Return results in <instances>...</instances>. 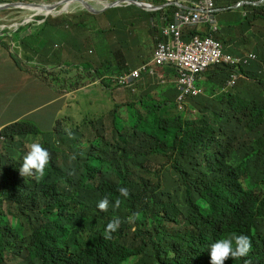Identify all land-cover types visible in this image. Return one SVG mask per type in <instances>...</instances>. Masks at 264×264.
<instances>
[{"label": "clouds", "instance_id": "9594fccd", "mask_svg": "<svg viewBox=\"0 0 264 264\" xmlns=\"http://www.w3.org/2000/svg\"><path fill=\"white\" fill-rule=\"evenodd\" d=\"M96 1H100V3ZM200 1L201 0H21L20 2H16V0H0V6H8L7 8L0 9V11L20 10L23 14L20 22H16L10 27L4 24L0 25V33L5 35L10 42L15 43L17 49L15 53L20 54L18 57L15 56L20 64V68L14 69L24 70L23 59L31 57L30 62L26 64V70H28L29 74L27 84L20 91H17L15 95L16 99L23 94L25 100H31L36 109L42 106H52L57 102V98L52 97L51 92H43L41 88L37 86L41 82L46 84L47 81L45 78L39 77V69H34L30 66L33 62L32 55L26 53L22 49V43L13 38V35L16 34L23 40L27 47L37 50L36 60H40L41 53L44 51L46 45L45 36L55 31L54 29L46 31L45 28L43 29L37 26L47 22V20L44 19L46 16L53 15L56 16L54 20L50 22L53 28L61 33H64L66 29L71 30V36L68 35L63 37L66 51L71 53H75L77 47L89 37L93 39L96 38L95 34L89 35L87 31H95V33L102 32L106 42V50L101 53L99 59L87 62V65L90 67L87 76L93 79L98 70L110 75L108 81H111L112 85H108V81L104 82V86L108 89L110 95L109 99L107 98V103L112 106L109 110L115 111L116 115L124 123L134 116L136 112L138 113L134 124L129 127L124 126L121 130L132 131L137 129L138 134L154 136L161 140H168L166 136L163 139L161 138V134L168 131L172 134V138L187 140L192 138L193 128L200 125L199 130L208 134V144L206 143V145L200 146L199 151L197 147V153L200 157H214L217 154L216 157H218V159L216 160V164L214 163V168L217 171L241 166L243 164V152H245L247 157H255L251 159L248 166H246L245 169L247 171L264 168V150H259L261 141L254 140L247 143V131L243 139L238 138L240 114L235 106L230 105L228 100L230 99L232 102L236 103L242 101L245 97H249L258 81L264 75V61H262L258 56L259 54L256 53L249 55L246 59H240L238 56L224 49L225 39L223 40L219 37L225 34L222 31V16L227 19L226 14L231 12L230 8L245 4L255 5L264 0H211L212 4L209 8L202 7ZM66 2H72L68 9L64 8ZM40 5H44V7L48 9H54L55 11L37 12L35 9L27 8V6ZM127 5H134L141 9L157 10L147 11L153 14V16L150 17L153 30L149 39V43H153L152 53L150 59L141 63L137 68H130V66H128V70H123L120 74L110 73L105 67V63L109 59L106 55L107 52H115L117 54V59L122 61L128 51V45L132 42L136 45L137 53L143 51V48L133 41L132 35L134 32L113 35L110 40L106 36L105 27L109 24V19L116 18L107 16L109 10L114 7ZM84 15L85 17L90 16L91 20L85 21L83 19ZM207 15L210 16L211 20L208 19ZM101 16L107 19V22L103 23L102 28H100ZM72 17L78 18L74 23L82 29L81 31H75L73 22L68 21V19ZM94 17H97V19L95 20ZM129 18L131 29L133 31L137 30V25L134 26L137 18ZM233 24L239 23L237 20H235V22L230 21V25ZM172 27L174 30H178L180 40L184 44L191 42L195 37L201 40L211 39L220 44L221 53L217 56L213 54L208 55L203 64L197 68L179 67L175 63L166 61L158 63L155 57L156 48L158 44H167V42L170 41L174 35V32L171 31ZM227 27H229V25ZM22 28L26 30V33L21 31ZM32 28L36 31H32ZM193 29L198 32L190 34V30ZM239 31L243 32L241 28ZM244 31H246V28ZM41 41H43L44 46L41 45ZM8 58H10L9 54ZM162 66L171 67L176 74L175 81L177 82L178 94L175 99L167 97L162 100L155 95L152 88L147 89L148 85L143 91L135 93L138 86L136 85L137 81L146 74L156 75V70ZM205 72H207V77L204 81L206 89L197 85L200 76ZM51 79L54 80V76H52ZM91 83H95V80L89 82L88 86L91 85ZM153 85V87L157 86L155 83H153ZM10 87L11 85L8 86L7 92L9 93V97L7 102L13 103L15 99L12 97V91L9 90ZM75 87H78L77 83ZM114 88H122L130 91L132 94L112 97L111 90ZM149 92L152 93L151 96L154 100L159 101V105L163 107V111L169 114L167 118L161 117V112L158 110L159 108H154L153 105L146 106L145 98ZM96 93V96L95 94L91 96V92L87 91L89 119H87V117L81 119L82 124H85L84 127H86L93 119V116L97 114L94 105L97 103L100 104V102L103 101L104 95L100 94L98 91H96ZM167 93L168 96H170L171 91ZM60 105L63 109L70 110V116L64 118L63 125L60 124L61 127L65 129L58 127L57 131L58 133L66 132L69 136L72 135L73 143L70 144L67 139L60 135L57 136L54 141L45 140L46 142L43 143L37 141L30 143L28 145L29 149L27 147L26 155H24L23 162L19 167L20 176H34L37 180L45 176L46 169L51 160L49 147L46 148L44 146L45 143L51 144L56 154L60 149L58 146L59 140L62 142L64 140L63 143L73 147L76 152L78 149L86 151L95 136H103L106 138L103 132L94 134V125H91L87 130L82 131V135L86 134V136H88L89 133H93V138L80 142V136L75 134L74 131L66 130L67 128L65 127L68 123L70 130H73L71 127L73 124V115L76 112L81 117L79 110L64 99L60 100ZM134 105H143V107L133 109L132 107ZM172 110L177 113V118L171 115ZM206 110L209 112L210 116H207ZM187 114L193 115L195 118L186 117ZM27 115H29V112L24 113L22 117H19L15 121L4 124L0 131L8 125L21 123ZM123 115H125V118H122ZM140 117L147 121V126L138 124L137 118ZM198 117L201 121H199ZM70 121H72V123ZM186 121H189L190 124L185 125ZM111 124L114 134L115 121L111 122ZM33 127L40 133V130L36 126ZM149 130L156 131V133L147 134L146 132ZM15 131H18L21 135L26 132H31L32 129L23 123V125ZM38 132L34 133L38 134ZM2 140L3 137L0 136V141ZM81 145H84L83 149L80 147ZM158 157L161 156L155 152H146L139 155L138 152L135 151L131 156V158H138L135 169L126 176H113L109 178L110 187L118 197L113 204L114 208H119L120 205H122L124 209L136 212L147 205L156 204L168 196L172 200L173 190L168 192L167 185L163 179L165 175L162 176L161 164ZM38 188L37 185L34 190L36 195H29L28 198H25L24 195L18 203L21 204L18 208L19 214L21 215V219L27 221L30 233L31 231L45 232L54 228L56 226V213L62 211V206L56 199L40 196ZM238 193L240 196L239 198L244 204L255 209H264V179L256 183L245 182L238 184ZM34 200L35 206H33ZM180 200V211L175 217L183 223L185 230H187L190 227L192 218L188 215L187 211L182 209V203L186 200L183 186L180 190ZM97 208L101 212H107L109 208V198L105 196L100 200L97 204ZM26 210H33V216L27 214ZM85 216L89 221L95 219V213H88ZM212 217L214 219V214L208 213L206 215L207 226L199 229L197 239L189 238L194 249L192 251V256L185 260V264H264L260 253V245L263 239L257 238L254 224L246 212L240 211L237 214H226L224 218L218 221H216V219L213 220ZM215 217H217V215H215ZM137 218L138 214L134 213L132 216L128 217V222L132 223ZM37 219L41 221L38 226H36ZM210 219L212 223L208 222ZM17 223L22 226L20 222ZM121 223L122 221L119 217H114L110 220L104 230V238L111 239V234L119 229ZM180 235L185 234L181 233ZM130 263L133 264L134 260L125 264Z\"/></svg>", "mask_w": 264, "mask_h": 264}, {"label": "trees", "instance_id": "16d2710c", "mask_svg": "<svg viewBox=\"0 0 264 264\" xmlns=\"http://www.w3.org/2000/svg\"><path fill=\"white\" fill-rule=\"evenodd\" d=\"M247 19L248 17H239L237 21L243 25ZM222 24V31L225 33L230 21L222 16ZM241 30L244 33L245 27L242 26ZM21 31L26 33L24 28ZM32 31L36 30L32 28ZM195 32L198 31L190 30V34ZM219 37L224 40V36ZM13 38L22 43V49L26 53L32 55V61L36 60L37 50L27 47L16 34ZM41 45L44 46L43 41ZM255 51L264 61V52L260 54L257 45ZM106 55L109 57L105 63L107 71L120 74L123 70H128L129 67L120 63L115 52L109 51ZM4 80H7V76L0 72V82ZM108 85H112V82L108 81ZM8 97L6 90L0 92V104L11 109L13 103L7 102ZM228 100L240 114L238 138L243 139L245 132L255 126L251 119L255 109L243 107L241 101L235 103ZM104 107L108 110L112 108L109 103ZM206 113L210 116L207 110ZM115 115L116 112L111 110L97 118L113 122ZM198 119L201 121L199 117ZM21 125L22 122L11 124L0 131L5 149L17 143L19 147L22 146L18 140L20 133L15 131ZM91 125H94L93 119L79 130H87ZM199 128L200 125L193 128L190 139L155 138L154 144L148 141V136L138 134L137 129L125 131L115 128L111 141L103 136H95L86 151L76 150L75 158H55L54 147L45 143L44 146L49 147L51 160L45 176L40 180L34 176L22 177L19 174L26 151L18 161L12 158L13 165L5 166L0 177V190H5L0 192V264H125L131 260H134L133 264H185L194 249L189 238L197 239L199 229L207 226L208 213L214 214V219L218 221L226 214H237L240 211L250 216L257 238L263 239L260 253L264 262V209L244 204L238 193V184L263 180L264 168L247 171L246 166L255 157H247L243 152L241 166L217 171L214 168L217 154L214 157H200L197 153V147L199 151V147L206 145L208 140V134ZM32 131L38 132L35 127H32ZM184 144L191 146L180 148ZM135 151L139 155L155 152L161 156L158 157L161 170L167 172L169 169L174 176L173 184L164 178L168 192L173 190L172 200L168 196L136 212L126 210L122 205L119 208L113 207L118 197L110 187L109 178L126 176L135 169L138 158H131ZM10 167H14L16 179L4 175ZM23 182L38 185L40 196L54 198L60 203L62 211L56 213L54 228L45 232L31 231L29 235L23 234L22 226L17 223V206L24 195L25 198L36 195L35 189L29 191ZM182 186L186 196L182 209L192 218L187 230L175 217L180 211ZM105 196L109 198V208L107 212H101L97 204ZM2 204H6V212L1 208ZM88 213H95V219L87 220L85 215ZM134 213L138 214V218L129 223L128 217ZM7 214L14 223L9 222ZM114 217L121 219V226L111 234V239H105L103 233L106 225ZM208 222L212 223L211 219ZM130 230H133L132 237L128 235ZM181 233L185 235H180ZM139 235L141 242L138 244L136 239Z\"/></svg>", "mask_w": 264, "mask_h": 264}, {"label": "rangeland", "instance_id": "374dc122", "mask_svg": "<svg viewBox=\"0 0 264 264\" xmlns=\"http://www.w3.org/2000/svg\"><path fill=\"white\" fill-rule=\"evenodd\" d=\"M230 9L231 12L226 14V18L228 20L235 22V20H237L239 17H248V19L243 25L233 24L229 25V27L226 28L227 31L224 34L226 44L224 45V49L227 52L238 56L240 59H246L249 55L254 53L257 54V52L255 51L256 45L259 53H263L264 1L255 5L245 4L242 6L232 7ZM147 11L157 10L141 9L134 5L119 6L110 9L107 16L116 18H110L109 24H107L105 27V33L107 38L110 40L113 35H122L127 32H134L132 35L133 41L140 45L143 50H147L149 46L150 35L152 34L153 30V25L150 21V17L153 16V14L148 13ZM22 16L23 14L20 10L0 11V25L4 24L7 27H10L12 24L20 22ZM128 16L131 18H137L136 24H134V26L137 25V30L133 31L131 29L130 18ZM55 17L56 16L53 15L46 16L44 19L47 20V22L41 23V25L37 26L43 29L45 28L46 31L54 29L55 32L48 33V35L45 36L46 45L44 51L41 53V59L33 60L30 66L34 69H39V77L45 78L47 81L46 84L41 82L37 86H39L43 92H51V96L57 98V102L52 106H42L36 109L31 100H25L23 94H21L20 97L16 99L15 95L17 91H20L27 84V79L23 77L18 70L13 72L8 77V80L0 82V92H4L5 89L11 85L9 90L12 91V97L15 99L12 104L11 111L4 116L0 115V123L6 124L15 121L19 117H22L24 113L29 112V115H27V117H25L22 122L25 123V125L28 126L30 129H32L33 126H36L40 130V133L38 134H35L32 131L21 134L18 138V140L22 143V146L20 147L19 143H17L15 145L10 146L9 149H5V143L0 141V177L3 174V169L5 166L13 165L11 159L13 158L14 160L18 161V159L27 150L28 145L34 141L40 143L46 142L45 140L54 141L57 136L60 135L67 139L70 144L73 143L72 135L69 136L66 132L58 133L57 131V128L63 125L64 118L70 116V110L63 109V107L60 105V100L63 99L67 100L70 104H72V106H75L81 114L80 117L79 114H77L76 112L74 113L73 124L71 126L73 128L72 131H74L75 134L80 136V142L92 139L93 133L100 134L101 132L105 134V137L108 140H112L113 127L111 122H104L97 118L98 116L107 114L109 111H111L105 109L104 107L107 103V98L109 99L110 97L108 89L104 86V82L109 80L110 75L98 70L97 74L94 75L93 79H90L87 76L90 70V67L87 65V62L99 59L101 53L105 52L106 50V42L104 36L102 32L95 33V31H87V34L89 35L95 34L96 38L93 39L89 37L85 42L79 45L75 53H71L69 51H66V47L63 41V37H66L68 35L71 36V30L66 29L64 33H61L60 31L53 28L50 22L54 20ZM77 19L78 18L72 17L71 19H68V21L73 22V28L75 31H81L82 29L74 23ZM83 19L85 21L91 20L90 16L85 17V15ZM94 19L96 20L97 17H94ZM104 22H107V19L101 16L100 28L103 27ZM242 26L246 28V31H244V33H241L239 31ZM128 47L129 48L124 59L120 61L121 64L124 63L126 66H130L131 64H133V53H137L136 45L133 44V42L128 45ZM16 51L17 49L15 47V43L10 42L5 35L0 33V72L3 73L7 69L8 65L13 68H20V64L16 59V57L20 56V54L15 53ZM8 54L11 59L8 58ZM30 60L31 57L23 59V67L25 69L26 64L29 63ZM157 71L160 74L167 73L169 76L174 74L173 70L157 69ZM52 76H54V80L51 79ZM93 80H95V83H91V85L88 86V83L92 82ZM76 83L78 84V87H75ZM153 86V83H149L147 89H151ZM87 91L91 92V96H94V94L96 96V91L104 95L103 101L100 102V104L97 103L94 105L97 114L93 116V133H89L88 136H86V134L82 135V131L79 130L85 125L82 124L81 119H84L85 117L89 119ZM151 94L152 93L149 92L147 94V97L145 98L146 106L153 105L154 108H159L158 110L161 112V117L167 118L168 113L163 111V107L159 105V101L154 100ZM241 105L243 107H252L255 109V113L251 118L255 126L253 129H250L246 132L247 143H250L254 140H259L261 141L259 150H264V75L258 81L256 87L254 88L253 92L249 95V97H245L241 101ZM140 107H143V105H134L132 108L138 109ZM171 112V115L174 118H177V113H175L174 110H172ZM119 114L121 115L120 111ZM137 114L138 113L136 112L134 116H132L126 121V123H124L117 115H115V128L119 130L123 129L124 126L129 127L133 125L136 120ZM186 117L195 118L193 115L189 114H187ZM122 118H125V115H123ZM70 122L72 123V121ZM137 122L141 126H147L148 124L147 121L142 117L137 118ZM187 124H190V122L186 121L185 125ZM65 127L67 128L66 130L71 131L68 123ZM146 133L155 134L156 131L149 130ZM165 136L167 138H172V134L168 131L164 132V134H161L162 139ZM148 141L154 144L155 137L148 136ZM63 142L59 140L58 146L60 147V149L55 154V158H75L76 152L74 148ZM190 146V144H184L181 145L180 148H189ZM80 147L83 149L84 145H81ZM164 172L165 170H162V174ZM4 175L11 176L16 179L14 167H10ZM165 178L168 183H174V176L172 175L169 169H167ZM23 185H25V187H27L29 191L34 190L36 187L35 184L27 185L25 182H23ZM4 191L5 190H0V192ZM9 193H12V190H9ZM20 205L21 204H18L16 210L17 222H20L22 224L23 234L28 235L30 233V229L27 226V221L21 219V215L19 214L18 209ZM33 206H35V200L33 202ZM1 208L4 212H6V204H2ZM26 212L27 214L33 216V210H26ZM36 214L38 216L37 212ZM7 219L10 223H14V221H12L11 219V216L8 214ZM39 223H41V221L37 219L36 226H38ZM128 235L129 237H132L133 230L128 231ZM136 242L138 244L141 242L140 235L136 239Z\"/></svg>", "mask_w": 264, "mask_h": 264}, {"label": "built area", "instance_id": "2783aa9c", "mask_svg": "<svg viewBox=\"0 0 264 264\" xmlns=\"http://www.w3.org/2000/svg\"><path fill=\"white\" fill-rule=\"evenodd\" d=\"M202 7L209 8L211 0H201ZM211 20L210 16L207 15ZM171 31L174 35L167 44H158L155 57L158 63L166 61L172 62L179 67L197 68L203 64L208 55H219L221 53L220 44L211 39L201 40L195 37L191 42L184 44L179 37L178 30Z\"/></svg>", "mask_w": 264, "mask_h": 264}, {"label": "crops", "instance_id": "0c3cea01", "mask_svg": "<svg viewBox=\"0 0 264 264\" xmlns=\"http://www.w3.org/2000/svg\"><path fill=\"white\" fill-rule=\"evenodd\" d=\"M152 48H153V43H149L147 50H143L142 52H138V53H133L134 62H133V64L130 65V68H137L141 63L150 59L151 53H152ZM158 69L173 70L169 66H162V67H159ZM15 71H17V69H14L10 65H8L7 69L3 72V74L6 75L7 77H9ZM18 71L20 72V74L23 77L28 79V77H29L28 70L24 69V70H18ZM173 73H174L173 75L169 76L167 73L160 74L156 70V75L146 74L143 78H141L137 81L136 85H138V86H137V89L135 90V93L143 91L146 88V86L148 85V83L152 82V83L157 84L156 87H152L153 92L155 93L156 96H158L162 100H164L167 97H169L171 99H175V97L178 94V89H177V82L175 81L176 74H175L174 70H173ZM206 77H207V72H205L203 75L200 76V78L198 80V84H197L198 86H200L204 89H206V86L204 84ZM5 90L8 91V87ZM170 91H171V94H170V96H168L167 92H170ZM131 94L132 93L130 91L124 90L122 88H114L111 90L112 97H121V96H126V95H131ZM10 111H11V109L8 108L7 105L2 106L0 104V115L4 116L7 113H9ZM4 124L5 123H0V129L2 128V126Z\"/></svg>", "mask_w": 264, "mask_h": 264}, {"label": "bare ground", "instance_id": "6f19581e", "mask_svg": "<svg viewBox=\"0 0 264 264\" xmlns=\"http://www.w3.org/2000/svg\"><path fill=\"white\" fill-rule=\"evenodd\" d=\"M98 3H100V1H96ZM105 3V2H103ZM72 2H66L64 4V8L65 9H68L70 6H71ZM27 8L29 9H35L37 12H54L55 10L54 9H48L46 7H44V5H40V6H27Z\"/></svg>", "mask_w": 264, "mask_h": 264}, {"label": "water", "instance_id": "95a60500", "mask_svg": "<svg viewBox=\"0 0 264 264\" xmlns=\"http://www.w3.org/2000/svg\"><path fill=\"white\" fill-rule=\"evenodd\" d=\"M8 6H0V9L7 8Z\"/></svg>", "mask_w": 264, "mask_h": 264}, {"label": "flooded vegetation", "instance_id": "af4514ba", "mask_svg": "<svg viewBox=\"0 0 264 264\" xmlns=\"http://www.w3.org/2000/svg\"><path fill=\"white\" fill-rule=\"evenodd\" d=\"M12 1V0H11ZM21 0H16V2H20Z\"/></svg>", "mask_w": 264, "mask_h": 264}]
</instances>
